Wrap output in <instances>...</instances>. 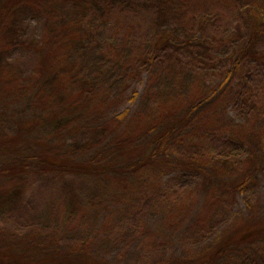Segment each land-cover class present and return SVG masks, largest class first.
<instances>
[{"label":"trees","instance_id":"trees-1","mask_svg":"<svg viewBox=\"0 0 264 264\" xmlns=\"http://www.w3.org/2000/svg\"><path fill=\"white\" fill-rule=\"evenodd\" d=\"M153 1L175 9V0ZM115 6L124 7L125 0H0V52L8 40L26 42L28 13L44 25L40 38L31 40L38 57L31 73L0 62V214L15 202L7 191L16 194L43 175H86L106 182L105 189L116 184L115 190L128 191L64 207L53 215V227L0 221V264H263L264 84L237 94L241 87L232 76L245 62L264 68V15L249 18L248 38L231 52L232 68L217 82L197 74V92L187 85L177 93L157 76L129 94L121 78L130 67L111 59L119 55L99 53L98 27ZM171 38L172 30L159 34L153 47ZM144 94L147 102L167 104L152 108L141 101ZM230 100L237 106L229 118ZM123 101L129 102L122 107ZM147 108L152 119H145ZM82 134V142L68 141ZM215 141L226 150L236 145L238 153L225 155ZM186 142L197 145L179 146ZM174 172L197 178L183 213L174 218L176 211L164 204L135 231L112 224L118 209L133 202L126 198L131 185ZM165 190L167 183L149 184L140 193ZM196 199H203L200 206ZM206 208L210 219H227L208 240V224L201 221ZM149 228L151 239L143 238Z\"/></svg>","mask_w":264,"mask_h":264},{"label":"rangeland","instance_id":"rangeland-1","mask_svg":"<svg viewBox=\"0 0 264 264\" xmlns=\"http://www.w3.org/2000/svg\"><path fill=\"white\" fill-rule=\"evenodd\" d=\"M160 3L163 2L151 0L149 3L138 6V0H125L124 7L117 8L115 6L108 10L109 12L104 16L105 19L102 20L103 23L98 27L97 40L102 47L99 53L107 54V56L110 54L119 55L117 58L111 57V59L130 67L128 74L121 78V82L128 87L129 94L133 90L142 92L143 82L149 83L151 79L156 81L157 76L163 77L165 82L171 83L177 93L182 90L179 86L187 85H191V91L197 92L199 89L195 82L197 74L200 77L208 76V84L217 82L231 67V59H229L231 52L248 38L246 25L249 23V18L257 13L264 15V0H175L173 5L175 9L172 10L167 8L168 5H160ZM27 15L31 16V19L23 25L26 30L25 35H27L26 42L14 44L8 40L3 43L0 62L3 64L5 61L10 67L31 73L35 69L34 66L38 59L31 42L40 38L39 34L44 30V25L38 14L30 12ZM21 18L24 20L23 17ZM170 30H172L170 41L163 43L161 48L160 46L154 48L153 44H156L155 40L158 35ZM109 38L114 39L113 42L117 44L116 48ZM107 41L109 43H106ZM120 47L126 48V50L118 53L113 52ZM147 47H149L148 51L145 50ZM185 71L191 72L192 75H184ZM233 75L234 83L237 82V86L241 87L236 90L237 94L243 92L241 90L250 94V88L264 84L262 81L264 80V68L252 61L242 63ZM129 77L131 78L128 81ZM260 81L262 82L260 83ZM184 88L186 89V87ZM240 96L241 94L238 97L240 98ZM146 97L147 95L144 94L141 101L148 103L152 108L167 104L159 103L153 99L147 102ZM181 97L182 95L179 96V98ZM238 97L237 101L240 100ZM128 102L123 101L121 106L123 107ZM235 103L230 100L227 104L226 110L229 113V118L236 115L237 105ZM149 112L151 111L147 108L146 120L152 119L149 116L152 113ZM83 135L68 141L70 144L71 142L80 143L86 138ZM196 141L198 142V139ZM197 142H192V144L186 142L179 146L190 148L189 144L197 145ZM217 144L221 145L219 150L225 155L232 156L238 153L237 150H233L237 149L236 145L233 149L226 150L223 149L222 143ZM149 178L131 185L128 188L129 193L137 195L143 186L149 184L165 185L167 183V190L148 196L140 193L138 198L128 194L126 198L131 197L133 202L129 206L118 209L112 222L114 226L117 228L133 226L132 230L135 231V225L139 226L141 222L148 221L149 215L159 213L160 207H157L164 204L171 206L176 211L172 214L175 218L176 213H183L182 207L185 204L186 194L197 182V178L191 173L180 175V173L174 172L169 174L168 178H160L162 180H148ZM112 183L114 185V182ZM106 185V182L93 181L86 175L51 174L32 178L22 184L23 187L21 186L16 194L15 191L6 192V197L11 194L15 196V202L10 205L7 213L0 214V221L17 222L21 224V228L25 229L53 227V215L60 214L59 210L64 207L78 202L85 203L97 197H103L104 194H108L107 200H110L111 197L121 198L119 192L128 193L126 190H121L124 187L115 190L116 184L112 187L109 186L108 189L111 190L105 189ZM173 192L174 196H171L170 194ZM180 195L181 199L178 200L176 197H180ZM202 202L203 199L200 203L196 199L199 206ZM211 210L206 208L201 216L202 223L206 222L209 227L206 233L208 237L204 240L213 239L212 236L215 233L213 228L219 229L227 223L226 216L218 217L216 215L217 218L213 216L210 219ZM174 218L172 217L170 224L176 222ZM151 230L149 228V232L142 237L151 239L153 235L150 233Z\"/></svg>","mask_w":264,"mask_h":264}]
</instances>
